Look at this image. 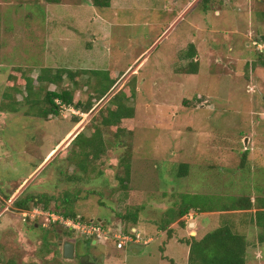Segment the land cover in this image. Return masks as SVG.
I'll return each instance as SVG.
<instances>
[{
    "label": "rangeland",
    "instance_id": "1",
    "mask_svg": "<svg viewBox=\"0 0 264 264\" xmlns=\"http://www.w3.org/2000/svg\"><path fill=\"white\" fill-rule=\"evenodd\" d=\"M255 44L264 46V0H111L104 9L89 0H0V264H187L189 237L215 230L220 213L247 196L264 197V52ZM192 62L196 75L187 74ZM43 67L114 73L116 83L101 96L99 78L85 75L73 97L90 107L62 105L43 121L29 115L24 86L10 103L3 98L13 70L29 77L32 69L35 80ZM61 88L75 87L63 79ZM121 92L133 120L103 126ZM76 125L84 138L98 129L105 149L85 167L70 143ZM29 197L42 198L41 210L69 206L116 230L139 211L137 243L117 249L113 237L70 236L47 217L24 218L13 203ZM184 201L211 212L158 229ZM232 229L248 243L261 232ZM64 242L74 246L71 260ZM246 264H264V244L249 246Z\"/></svg>",
    "mask_w": 264,
    "mask_h": 264
},
{
    "label": "trees",
    "instance_id": "2",
    "mask_svg": "<svg viewBox=\"0 0 264 264\" xmlns=\"http://www.w3.org/2000/svg\"><path fill=\"white\" fill-rule=\"evenodd\" d=\"M46 4H60L62 0H42ZM91 5L95 8H108L111 5V0H89ZM207 2V0H204ZM187 58H195V48L193 45H190L189 51L186 55ZM260 57V56H259ZM33 70H29V77L17 76V70H13L12 74L9 76L8 84L6 86V90H10V93L4 95L8 98L6 100L7 103H10L12 100L11 94L14 95L16 93H20V87L24 86L25 89V97L22 102H24L27 106H29V115L37 116L38 118L42 119L43 121H47L48 118L51 119L53 116L58 117L60 113V108L63 106L66 108H73L76 110L84 109L87 110L90 107V104H86L83 106L82 102L75 101L73 97L74 90L77 89L79 86V81L84 80L83 78L85 75L89 76V78H96L98 83V88L95 89L101 96L108 94V92L113 88L115 85V76L114 73L105 76V79L98 76L96 73L92 74L90 71L85 70H74V69H67V68H58L57 70H53L51 68H40L37 77L35 80L30 76ZM197 62H192V66L190 71L187 73L189 75H196L197 74ZM91 73V74H89ZM15 74V75H14ZM63 79H67L69 82L74 84V89H62L61 84ZM85 82V81H84ZM83 82V83H84ZM37 84V86H35ZM54 85L56 89L49 90V86ZM88 86L87 84H84ZM37 87V88H35ZM123 99H128L124 92H121L114 96L113 100L111 101V108L108 110L107 117H102V125L108 127H117L118 125H122L124 121H131L134 117V109L128 107L126 104H123ZM56 100H59V103L55 104ZM3 108H5L3 104H1ZM63 105V106H62ZM63 107V108H64ZM35 109V111H34ZM34 111V112H33ZM15 112H18L17 107ZM28 114V113H27ZM76 124H80L75 120ZM76 125V127L78 126ZM132 125V123H131ZM131 125L128 124V128H131ZM75 127V128H76ZM79 130V126L74 129L73 131V139L70 143L73 145L79 146L81 149V156L82 160L79 157L80 167H85L84 164L88 161L90 157L94 160L97 157L105 152L103 149V142L100 136L98 129L96 130L95 134L90 138H84L82 132H77ZM72 135V136H73ZM87 160V161H86ZM126 163V162H125ZM127 163L124 166V175L125 179L130 177V167ZM188 171V165L183 164L179 167L178 175L184 176ZM125 181V180H123ZM123 189H127V187H123ZM186 198V197H184ZM41 197H29V200H20L18 198L13 205L23 211H31L34 209H38L43 212L51 211V213H55L61 215L65 219L71 220H78L82 223L90 224L93 223L95 225H99V222L91 221L87 219H83L81 217H77V215L73 212L72 207H66L63 205V211L58 210H51L48 208L47 204L45 208L41 210L38 207V203L41 201ZM247 199V200H246ZM244 201L248 202V205H242L241 202H238L237 207L229 208L228 210L225 209L224 211H236V210H250L252 209V205L250 204V199L246 198ZM47 200H50L47 198ZM64 204L69 201L68 198L63 200ZM183 201V198H182ZM30 204H32L30 206ZM240 204V205H239ZM33 206V207H32ZM264 209V208H262ZM138 210V209H137ZM191 212L197 213H209L206 208H203L195 202L184 203L179 207L177 210H168L164 213V219L158 225V229L166 231L170 228L173 224H178L182 222V219L191 214ZM24 213V212H23ZM22 213V214H23ZM123 221H126L130 224L128 227L117 229H112V225L107 223H102V228L106 230L108 233H116L117 231L121 235H130L135 237L133 233H131V228H137L138 219H139V211H135L133 213H127L121 217ZM253 225H255L258 229L261 230L257 237V241L259 244H264V210L256 212L251 219ZM184 222H182V225ZM186 225V224H185ZM52 227H59L58 225H49ZM187 226V225H186ZM61 230H64L66 235L74 234L69 229H64L63 227H59ZM116 230V231H115ZM115 231V232H114ZM169 232V231H168ZM169 232L168 234H171ZM186 244L189 247L188 253V262L187 264H246V256H247V242L246 238L243 235H237L227 224L218 226L215 230L207 233L204 236L200 237H189L186 240Z\"/></svg>",
    "mask_w": 264,
    "mask_h": 264
},
{
    "label": "built area",
    "instance_id": "3",
    "mask_svg": "<svg viewBox=\"0 0 264 264\" xmlns=\"http://www.w3.org/2000/svg\"><path fill=\"white\" fill-rule=\"evenodd\" d=\"M260 52H264V46H260L255 44ZM59 104V103H58ZM75 111V110H74ZM83 116V115H82ZM37 212V214H34ZM23 217L26 218L29 216V219H38L40 217H47L48 225H58L59 227H63L64 229H69L74 234H83L85 236L91 237V239L98 241L99 238H111L116 241V247L117 249H121L124 246L131 245L132 243L136 244V228H131L130 231L135 235V237L130 235H121L120 233H108L106 230L102 228V225L99 223V225H95L93 223L86 224L82 223L78 220H71V219H65L61 215L55 214V213H49V212H43L38 209L31 210L29 212H24ZM139 238V236H138ZM135 240V241H134ZM140 243V242H139ZM124 247V248H125Z\"/></svg>",
    "mask_w": 264,
    "mask_h": 264
},
{
    "label": "crops",
    "instance_id": "4",
    "mask_svg": "<svg viewBox=\"0 0 264 264\" xmlns=\"http://www.w3.org/2000/svg\"><path fill=\"white\" fill-rule=\"evenodd\" d=\"M75 110V109H74ZM247 142V141H246ZM249 142V140H248ZM255 194H251L246 198L250 199V204L252 205V209L250 210H236V211H224L220 213V220L218 221V226L227 224L231 229L237 224L244 229V232L248 231L250 228L258 229L255 225L252 224L251 219L256 212L263 211L264 209V197H255ZM242 205H248V202H243ZM205 214V213H202ZM186 218V217H185ZM175 224L171 225L169 229H171ZM234 231V229H232ZM235 232V231H234ZM244 233V234H245ZM246 238V235H243ZM258 234L256 236L251 235V243H248L247 239V252L249 246L253 245V242L257 241ZM253 238V239H252ZM261 245V244H259ZM258 248V247H257ZM256 248V249H257ZM255 252V250H254Z\"/></svg>",
    "mask_w": 264,
    "mask_h": 264
},
{
    "label": "water",
    "instance_id": "5",
    "mask_svg": "<svg viewBox=\"0 0 264 264\" xmlns=\"http://www.w3.org/2000/svg\"><path fill=\"white\" fill-rule=\"evenodd\" d=\"M62 249H63V257L66 260H71L74 257V246L72 243L70 242H65L62 245Z\"/></svg>",
    "mask_w": 264,
    "mask_h": 264
},
{
    "label": "flooded vegetation",
    "instance_id": "6",
    "mask_svg": "<svg viewBox=\"0 0 264 264\" xmlns=\"http://www.w3.org/2000/svg\"><path fill=\"white\" fill-rule=\"evenodd\" d=\"M64 243H65V242H64ZM64 243H63V244H64Z\"/></svg>",
    "mask_w": 264,
    "mask_h": 264
}]
</instances>
